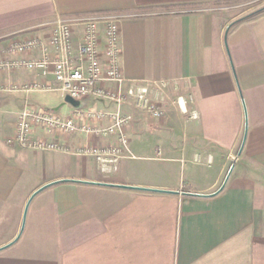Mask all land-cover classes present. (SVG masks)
I'll list each match as a JSON object with an SVG mask.
<instances>
[{"label": "crops", "instance_id": "1", "mask_svg": "<svg viewBox=\"0 0 264 264\" xmlns=\"http://www.w3.org/2000/svg\"><path fill=\"white\" fill-rule=\"evenodd\" d=\"M257 1L0 0V49L47 39L57 17H118L121 90L176 85L198 114L171 104L152 118L123 105L132 115L123 168L151 176L130 181L113 174L117 161L80 153L116 146V136L45 137L55 151L7 144L26 100L59 116L115 106L24 90L52 81L37 71L0 72V264H264V9L228 10Z\"/></svg>", "mask_w": 264, "mask_h": 264}, {"label": "built area", "instance_id": "2", "mask_svg": "<svg viewBox=\"0 0 264 264\" xmlns=\"http://www.w3.org/2000/svg\"><path fill=\"white\" fill-rule=\"evenodd\" d=\"M46 25L50 27L47 39L30 37L8 42L0 49V72L37 71L43 78L51 76L52 81L49 84L33 83L24 86V90H58L72 99L91 96L96 101L113 104L115 109L75 106L68 116H59L51 109L26 100L17 113L14 131L6 138V143L22 149L55 151L62 148L45 137L75 132L97 138L116 136V146L101 151L85 146L80 151L98 160L115 163L128 151L125 129L132 121L131 113L124 112L122 106L129 105L152 118H161L166 112L161 91L167 83H131L121 90L124 78L120 64L119 19L116 16L57 17ZM74 27H82L76 42L73 41ZM33 51L37 52L36 56H23ZM107 83H116L118 88L111 89ZM192 102V96L187 94L179 95L171 104H176L193 119L197 118V112L187 108ZM104 121L107 123L102 124ZM38 131L41 134L35 136Z\"/></svg>", "mask_w": 264, "mask_h": 264}, {"label": "rangeland", "instance_id": "3", "mask_svg": "<svg viewBox=\"0 0 264 264\" xmlns=\"http://www.w3.org/2000/svg\"><path fill=\"white\" fill-rule=\"evenodd\" d=\"M234 4H236V5L235 6L232 5L233 7H230V9H228V10H231V11L237 13L241 18L247 17L249 15H252V14L257 13L258 11H261V10L264 9V2L263 1H257V2H253V3H250V2L249 3L237 2V3H234ZM226 8H228V7H226ZM23 72H26V71H23ZM3 73H8V72H3ZM23 76H26V75L24 74ZM175 88H178V86L167 83L162 88L163 90L161 91L162 92L161 95L164 96V99H165L164 100V107L166 109H169V111H172V109H174V107L171 105V101L173 99H176V96L179 94L178 90H175ZM171 107H173V108H171ZM102 138L103 139H107L109 137H102ZM124 158H125L124 156H121L120 158H118L116 160L117 162L115 163L116 165H115L113 174H115V175H125V176L128 177L127 180H130V181H135V180H137L139 178H142V176H143L144 180L149 179V177L151 179V176L147 175L146 173L144 175H142L140 172H136L135 167H133L132 170L129 169L128 171H125L126 169L123 168ZM133 158L134 157H132V159ZM131 163L136 164L135 158L133 160H131ZM95 164H97V166H95ZM98 165H99L98 162H94L93 161V163L91 164V168L93 170H96L97 169L96 167H98ZM24 222H25V217L22 218V223H24Z\"/></svg>", "mask_w": 264, "mask_h": 264}, {"label": "water", "instance_id": "4", "mask_svg": "<svg viewBox=\"0 0 264 264\" xmlns=\"http://www.w3.org/2000/svg\"><path fill=\"white\" fill-rule=\"evenodd\" d=\"M69 99H70V101L74 104V105H76L75 104V101L72 99V98H70V97H68Z\"/></svg>", "mask_w": 264, "mask_h": 264}]
</instances>
